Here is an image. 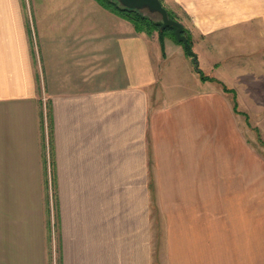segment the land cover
<instances>
[{
	"label": "crops",
	"instance_id": "obj_1",
	"mask_svg": "<svg viewBox=\"0 0 264 264\" xmlns=\"http://www.w3.org/2000/svg\"><path fill=\"white\" fill-rule=\"evenodd\" d=\"M181 6L245 25V0ZM192 29L201 69L195 44L213 31ZM213 81L184 45L97 0H0V264H47L48 128L60 264H151L154 181L159 203L210 204L215 187L242 202L243 149L215 168L214 148L220 135H245L238 94ZM207 216L206 205L198 219L210 228Z\"/></svg>",
	"mask_w": 264,
	"mask_h": 264
},
{
	"label": "rangeland",
	"instance_id": "obj_2",
	"mask_svg": "<svg viewBox=\"0 0 264 264\" xmlns=\"http://www.w3.org/2000/svg\"><path fill=\"white\" fill-rule=\"evenodd\" d=\"M164 2L175 18L187 26L185 29L190 37L195 21L203 30L213 31L207 42L195 44L201 50V69L214 80V86L222 88V85H227L237 91L240 113L235 114V117L245 128V135H220L218 140L215 139V168H220L222 160L230 158L223 153L233 148L243 149V153L240 151L239 163L245 169L246 185L244 199L241 202L240 198V203L237 202L238 198L227 196L226 193L219 195L225 188L215 187V196L210 204H170L159 203L161 198L154 181L155 188H150L151 264H264V144L259 140V137L264 140V0H245L244 26L235 24L232 12L189 13L180 7L182 2L188 3L189 0ZM142 12L155 22L162 19L159 14L147 10ZM154 33L158 34L157 31ZM228 98L232 102V95H228ZM48 132L49 179L43 190L44 204L51 222L52 242L48 244L47 264H60L49 128ZM238 137L239 144H235L233 139ZM151 155L153 157L152 143ZM220 174L221 170L215 171L219 180ZM153 178L155 173L151 181ZM218 182L221 184L222 181ZM206 205L210 228L204 220L198 219ZM158 239L159 263L154 259Z\"/></svg>",
	"mask_w": 264,
	"mask_h": 264
},
{
	"label": "trees",
	"instance_id": "obj_3",
	"mask_svg": "<svg viewBox=\"0 0 264 264\" xmlns=\"http://www.w3.org/2000/svg\"><path fill=\"white\" fill-rule=\"evenodd\" d=\"M97 1L103 7L107 8V9L115 12L117 15H119V16H121V17H123V18H125V19H127L129 21H131L134 24V26H135V28L137 29L138 32H146L148 34H152L154 31H157L158 35H159V37H160V39L162 41H164V39L167 38V37H171L176 42H180V41L177 40L176 35H175L176 27L168 26V27L162 28V23H163L162 19H161L160 22H155L150 17L144 15V13L142 12L144 10H138V9L125 7V6L121 5L117 0H97ZM168 14H169V17L171 19L177 20L170 10H168ZM184 34L187 35V37L189 39V42L192 45V38L190 37V34L188 33L187 29H184ZM182 45H183V43H182ZM185 51L188 54L186 48H185ZM189 56H191V55H189ZM196 70L201 75V78L203 80H213L212 78L206 76L204 74V72L200 69V67L198 69L196 68ZM224 90L227 91V92H233L235 94V91L233 89H230L226 85H224ZM238 107H239V103H238V100H237V98L235 96V98H234V111L236 113H240V111L238 110ZM247 119L249 120V118H247ZM49 125H50V120H49ZM259 140H260V142L262 144H264V140L261 137H259ZM57 218H58V215H57ZM48 222H49L50 233H52L51 222L50 221H48ZM58 230H59V228H58ZM49 242L51 244L52 235H50Z\"/></svg>",
	"mask_w": 264,
	"mask_h": 264
},
{
	"label": "water",
	"instance_id": "obj_4",
	"mask_svg": "<svg viewBox=\"0 0 264 264\" xmlns=\"http://www.w3.org/2000/svg\"><path fill=\"white\" fill-rule=\"evenodd\" d=\"M121 5L138 9L147 10L149 13L159 14L162 18V28L173 26L176 27L175 35L178 41L183 43L189 55L192 56L196 68H199V59L196 52L193 50L191 43L186 34H184V25L175 19H171L167 8L163 5L161 0H117Z\"/></svg>",
	"mask_w": 264,
	"mask_h": 264
}]
</instances>
